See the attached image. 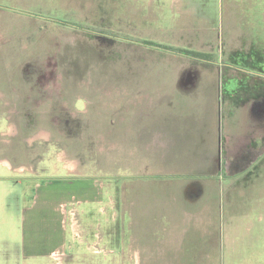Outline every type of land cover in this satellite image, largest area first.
<instances>
[{
	"label": "rangeland",
	"instance_id": "374dc122",
	"mask_svg": "<svg viewBox=\"0 0 264 264\" xmlns=\"http://www.w3.org/2000/svg\"><path fill=\"white\" fill-rule=\"evenodd\" d=\"M0 37V69L16 85L42 82L39 95L49 98L34 106L39 119L31 123L23 113L31 106H0V132L21 130L7 133L13 152L37 157L48 139L46 175L61 169L64 149L68 162L77 157L83 174L110 186L98 206L105 215L94 207L85 220L73 213L79 245L95 246V227L110 229V264H123V183L137 171L124 151L145 125L178 142L172 153H134L147 164L138 190L159 197L150 208L161 211L162 225H194L200 237L221 224L225 232L221 248L212 233L209 247L197 241L196 258L181 264H264V122L252 117V103L264 99V0H0ZM187 80L203 84L174 89ZM37 123L46 136L38 129L36 140ZM192 181L203 186L197 200L188 193ZM17 188L19 200L0 201V249L18 248L27 223L32 192L26 183ZM64 261L54 264H75Z\"/></svg>",
	"mask_w": 264,
	"mask_h": 264
},
{
	"label": "crops",
	"instance_id": "0c3cea01",
	"mask_svg": "<svg viewBox=\"0 0 264 264\" xmlns=\"http://www.w3.org/2000/svg\"><path fill=\"white\" fill-rule=\"evenodd\" d=\"M1 41L2 38L0 37V43ZM8 53L12 55L14 52L10 51ZM202 84L196 81H178L174 84V89L190 93ZM39 85L43 87L42 82L36 83L27 80H23L16 85L11 81L7 70L0 69V106L8 107L12 104L31 106L25 108L23 113H26L25 118L30 123L37 121L39 117L38 115L35 116L36 109L34 106L44 103L46 98L49 99L48 96L45 98L39 95V90L36 88ZM63 101L66 102V99H63ZM122 120L124 132L128 125L124 123L125 119L123 117ZM45 126L44 123L34 124V131L31 132L30 136L33 135V139H36L35 132L38 129L43 130L41 133L46 136V133L44 134ZM8 131L0 132L1 206H8L13 199L19 200L18 191L16 190H18L17 186L22 183H26V187L32 192V196L31 201L25 203L24 207V211L28 215L26 226L21 231L20 246L13 249L3 245L0 249V264H54L62 257L63 259L65 257L64 262L66 263L110 264V229L105 233L95 227L94 230L99 232L100 235V240L95 242V246L89 244L88 246L79 245V242L75 239V223H72L73 213L80 214V217H83L84 220L88 216H92L94 210L105 215L108 209L100 211L98 206L105 201V194H108L105 190L106 188L109 189L110 186L102 180L99 181L98 177L83 174L81 162L77 157H70L74 161H69V163L66 159L67 152L64 149L58 151L59 153L63 150L61 155L63 159L58 154V159L63 162L61 169L56 170L52 175H46L44 173L46 167L43 161L44 153L49 150V147L46 146L47 143H50L49 140L41 139L43 143V148L39 151L41 155L35 157L34 151H32L30 158L27 154L26 159H20L19 152H13L12 142L8 139L7 133L17 137L21 130L17 126L14 127L13 124ZM47 132L49 133V131ZM130 137L133 138V148L132 151L125 149L124 158L128 159L130 166L132 162L135 163L133 167L137 171L133 175L125 177L127 182L123 183V195L128 203L125 204L122 214L123 223L125 224L126 221V226L123 225L122 227L121 262L123 264H162L163 262L181 264L184 261L183 259L193 260L196 258L195 250L200 248L196 244L197 241L203 244L206 239L205 241L208 244L203 248H208V241L211 240L212 233L217 235L216 247L221 248L224 243L223 235L225 234L222 224L219 229H214V232L211 230L206 233L203 232L201 237L199 234L201 230L194 225H188L184 228L177 225L173 226L171 223L162 225L161 211L158 212L156 206L150 208L152 201L157 200L159 197L155 196L154 193L144 197L143 192L138 190L140 189L139 185H142L141 181L143 179L148 180L146 172H144L147 170V164L140 159V156L139 158L135 157L134 153L140 155L142 149L146 152L154 150L157 154L172 153L173 148L178 145V142L174 140L175 135L173 132L171 133L169 130L149 131L145 125H141L140 129ZM29 140H31V137H29ZM36 162L40 164L37 171L34 165ZM130 166L124 164L123 168L127 169ZM27 171L31 174H26ZM24 179L25 182L21 181ZM108 182L110 181L108 180ZM218 184L221 187L217 195H219L221 201L223 194L222 180H219ZM187 186H189V196L195 198V200L199 199L203 187L200 182L192 181ZM148 197L152 199H149L151 202L146 203L145 199ZM72 201L81 204L79 205L81 208L79 209ZM82 205L85 206L82 207ZM90 206L91 209H89ZM185 245L188 247L186 250H184ZM164 249H166L165 252L162 251ZM183 252L184 256H182ZM96 258H100L102 262ZM190 262L192 261H189L188 264Z\"/></svg>",
	"mask_w": 264,
	"mask_h": 264
},
{
	"label": "trees",
	"instance_id": "16d2710c",
	"mask_svg": "<svg viewBox=\"0 0 264 264\" xmlns=\"http://www.w3.org/2000/svg\"><path fill=\"white\" fill-rule=\"evenodd\" d=\"M147 44L150 42H146ZM177 52L182 53L187 56H192L195 58H200V59H206L209 58L208 55L199 53V52H194V51H188L184 49H176ZM252 117L255 119L257 123H263L264 122V99L261 100L260 102H254L252 103Z\"/></svg>",
	"mask_w": 264,
	"mask_h": 264
},
{
	"label": "flooded vegetation",
	"instance_id": "af4514ba",
	"mask_svg": "<svg viewBox=\"0 0 264 264\" xmlns=\"http://www.w3.org/2000/svg\"><path fill=\"white\" fill-rule=\"evenodd\" d=\"M184 82H186V81H184ZM187 82H194V80H187Z\"/></svg>",
	"mask_w": 264,
	"mask_h": 264
}]
</instances>
